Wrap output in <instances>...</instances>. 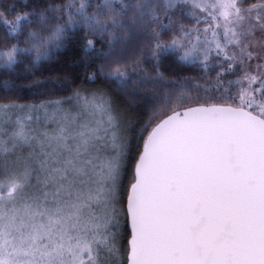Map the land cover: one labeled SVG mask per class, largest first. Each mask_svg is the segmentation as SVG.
Returning <instances> with one entry per match:
<instances>
[{
    "label": "snow or ice",
    "instance_id": "6c2138e0",
    "mask_svg": "<svg viewBox=\"0 0 264 264\" xmlns=\"http://www.w3.org/2000/svg\"><path fill=\"white\" fill-rule=\"evenodd\" d=\"M0 26L6 96L73 36L92 57L0 103V264H264V0H0Z\"/></svg>",
    "mask_w": 264,
    "mask_h": 264
},
{
    "label": "trees",
    "instance_id": "16d2710c",
    "mask_svg": "<svg viewBox=\"0 0 264 264\" xmlns=\"http://www.w3.org/2000/svg\"><path fill=\"white\" fill-rule=\"evenodd\" d=\"M25 0H12L13 4L19 6ZM0 31H3L0 26ZM165 38L168 34L165 33ZM92 57L81 50L79 35L73 36L68 46L62 52L56 54L51 61H47L31 73L25 71V74L15 80L18 91L15 95L6 96L3 91L4 71L0 70V103L17 102L20 104H32L44 99H61L69 95L68 88L78 87L84 83L85 73L88 71L86 60ZM170 79H182L186 77H198L201 72L198 67L186 65L175 56L167 58L160 69ZM151 75H156V69L149 68ZM88 87L108 86L101 83L93 85L89 83ZM116 102L119 106L125 107L129 103L128 98L122 94L113 92ZM147 118V113L137 114L134 117V125L130 132L133 136L138 133V126L143 119Z\"/></svg>",
    "mask_w": 264,
    "mask_h": 264
},
{
    "label": "rangeland",
    "instance_id": "374dc122",
    "mask_svg": "<svg viewBox=\"0 0 264 264\" xmlns=\"http://www.w3.org/2000/svg\"><path fill=\"white\" fill-rule=\"evenodd\" d=\"M251 2L256 3V2H258V0H251Z\"/></svg>",
    "mask_w": 264,
    "mask_h": 264
},
{
    "label": "clouds",
    "instance_id": "9594fccd",
    "mask_svg": "<svg viewBox=\"0 0 264 264\" xmlns=\"http://www.w3.org/2000/svg\"><path fill=\"white\" fill-rule=\"evenodd\" d=\"M0 70H3V68H2V67H0Z\"/></svg>",
    "mask_w": 264,
    "mask_h": 264
}]
</instances>
